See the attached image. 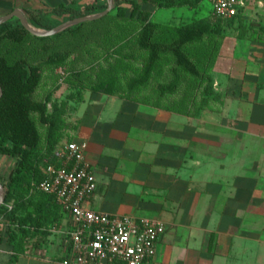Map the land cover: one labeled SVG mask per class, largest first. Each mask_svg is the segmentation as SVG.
Instances as JSON below:
<instances>
[{"label": "crops", "instance_id": "crops-1", "mask_svg": "<svg viewBox=\"0 0 264 264\" xmlns=\"http://www.w3.org/2000/svg\"><path fill=\"white\" fill-rule=\"evenodd\" d=\"M104 2L0 0V17L19 10L29 21V10H36L60 23L69 15L55 11L60 5L82 10ZM141 9L155 25L153 40L163 45L176 41L187 24L203 20L214 27L218 21L214 9L204 14V0L170 7L141 2ZM138 16L129 8L126 19H113L110 45L88 44L86 59L78 62L80 70L93 69L92 81L103 68L116 76L111 91L95 92L69 138L86 143L97 178L89 206L165 221L157 256L144 264H264V0H246L237 15L221 18V34L183 44L189 59L212 77L208 93L210 80L178 66L172 51L160 52L145 83L130 86L149 56L140 45L144 22ZM15 163L0 154L4 185ZM35 209L29 205L21 213ZM50 212L53 226L48 223L36 238L40 244L28 243L25 250L10 242L9 223L0 227V264H66L71 218L61 205Z\"/></svg>", "mask_w": 264, "mask_h": 264}, {"label": "trees", "instance_id": "trees-1", "mask_svg": "<svg viewBox=\"0 0 264 264\" xmlns=\"http://www.w3.org/2000/svg\"><path fill=\"white\" fill-rule=\"evenodd\" d=\"M201 0H142L156 6L170 7L187 4L196 6ZM141 2L136 0H114V8L107 15L72 25L63 31L49 36H36L30 33L17 19V24L9 20L0 25V85L3 89L0 98V154L16 158V163L5 184V201L0 206V215L9 223V239L15 249H23L28 236L46 233L50 215L60 206L54 195L37 189L34 184L42 180L41 166L47 164L45 159L55 155L57 135L61 130L62 116L60 105L52 104L49 110L50 97L34 101V94L45 73V67H56L65 63L69 57L76 55V60L86 59L85 47L90 42L104 44L110 39L111 23L100 22L112 16L113 19H126L129 8L132 14L139 12L138 19L144 22L140 35V45L149 51L148 59L141 74L133 77L130 86L143 84L147 81L155 63L160 58L161 51H172L177 57L178 66L192 72L197 78H206L210 82L205 92L213 90L212 77L207 76L187 56L182 46L192 37L202 38L207 33L221 34L223 19L218 18L213 27L203 20L187 24L180 29L179 38L170 44H161L153 40L154 23L141 9ZM126 4V5H125ZM107 0L101 6L88 4L84 9H75L60 5L55 9L59 14L68 12L67 20L82 17L105 10ZM111 18V20H112ZM29 22L32 26L52 29L53 23L47 21L41 11L29 10ZM97 22V23H96ZM94 59L100 58V53L92 54ZM110 51L104 53V57ZM95 59V60H96ZM77 75L91 76L87 70H76ZM98 83L94 88L99 91H111L115 85L114 73L111 67L99 72ZM175 85H173L174 87ZM39 123L47 125L46 149L41 146L42 135ZM51 155V156H50ZM52 159V158H51ZM52 162V160L48 161ZM55 207L47 212L46 206ZM11 205V207L9 206ZM29 205H35L33 213L22 215L21 211ZM49 208V207H48ZM28 235V236H27Z\"/></svg>", "mask_w": 264, "mask_h": 264}, {"label": "built area", "instance_id": "built-area-1", "mask_svg": "<svg viewBox=\"0 0 264 264\" xmlns=\"http://www.w3.org/2000/svg\"><path fill=\"white\" fill-rule=\"evenodd\" d=\"M214 15L228 19L237 15L246 0H213ZM56 160L41 166L43 178L34 186L54 195L70 215L68 231L72 254L66 264H144L155 258L165 221L158 218L117 215L97 211L89 199L97 178L86 158V143L72 141L55 151ZM11 207V205H9ZM7 222L0 215V227Z\"/></svg>", "mask_w": 264, "mask_h": 264}, {"label": "rangeland", "instance_id": "rangeland-1", "mask_svg": "<svg viewBox=\"0 0 264 264\" xmlns=\"http://www.w3.org/2000/svg\"><path fill=\"white\" fill-rule=\"evenodd\" d=\"M204 5L206 9V11L204 10V14H207V15L211 14V11L214 9L213 2L211 0H204ZM112 14L113 12H111V15ZM111 15L101 20L100 22L101 23L104 22V24L106 22H109V24L111 23V27H112L113 18ZM51 23L57 26L61 24L62 22L60 23L51 22ZM15 24H17V21L14 22V25ZM115 24H116V21H115ZM36 28L44 29V28H39V27H36ZM110 39L106 41L108 45H110ZM92 43H95V42H90L88 44H92ZM75 56L72 55L71 57H69V59L65 63L59 66L45 67V73L34 94L35 102L41 101L47 96L50 97V100H51V102L49 103L50 111L53 109L52 107L53 103H55L56 105H60L61 107L60 111H61V116L63 118L62 120L63 122L61 124L62 128L59 131V134L57 135L58 142L56 144V150L60 147H63L67 143L72 142V141H69L70 134L74 132L75 125H77V123L79 122L80 115L84 113L83 111L87 109V107H89L90 103H94V98L96 94L95 92L99 91L94 88L95 84L91 78H89L88 76L82 75V74L77 75L76 70H80L82 68H80V65L78 63L79 61L76 60ZM103 63H106V62H103ZM126 68L127 66H125V70L127 71ZM86 70L89 71L90 73L94 72L92 68L86 69ZM93 75L95 77V73H93ZM127 77L128 76H126V78ZM121 86H123L125 89L127 87L126 85L124 86L123 84ZM124 91L125 90H121V92H124ZM39 128H40L41 135H42L41 146L43 150H45L47 147L46 145L47 125H42L39 123ZM63 139L65 140L64 141L65 143L63 142L60 146H58L60 140H63ZM50 160L52 161L56 160L55 155L54 157L51 156L48 159H45L44 162H48ZM50 205H52L51 206L52 208L55 207L52 203ZM55 211H58V210L55 209ZM57 213L58 212H55V214ZM50 218H51V215H50ZM49 224L53 226V223H49ZM38 236L39 234L37 235L33 234L31 236L29 235L28 238L25 241H23L24 245H27L28 243L29 244L33 243L34 246H37L36 244L39 243V241H36L37 240L36 238H39ZM44 238L45 237H41V239H44ZM46 239L47 238H45L44 242L46 241L49 242V240H46ZM57 239L58 238H55V240Z\"/></svg>", "mask_w": 264, "mask_h": 264}, {"label": "water", "instance_id": "water-1", "mask_svg": "<svg viewBox=\"0 0 264 264\" xmlns=\"http://www.w3.org/2000/svg\"><path fill=\"white\" fill-rule=\"evenodd\" d=\"M108 6L105 10L98 12V13H94V14H90V15H86V16H82V17H76L73 19H69L67 21L62 22L61 24L53 27L52 29H38L34 26L31 25V23L28 21V19L26 18V16L24 15V13H22L19 10H14L13 12L0 17V25L9 21L11 18L17 17L21 24L33 35L36 36H49V35H54L60 31H63L64 29L78 24V23H82L85 21H91V20H95V19H99L105 15H107L109 12H111L114 8V0H107ZM3 94V89L0 85V98L2 97ZM5 201V185L0 182V206L2 203H4Z\"/></svg>", "mask_w": 264, "mask_h": 264}]
</instances>
